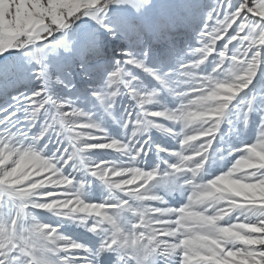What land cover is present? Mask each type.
I'll use <instances>...</instances> for the list:
<instances>
[{
	"label": "snow or ice",
	"instance_id": "6c2138e0",
	"mask_svg": "<svg viewBox=\"0 0 264 264\" xmlns=\"http://www.w3.org/2000/svg\"><path fill=\"white\" fill-rule=\"evenodd\" d=\"M0 264H264V0H0Z\"/></svg>",
	"mask_w": 264,
	"mask_h": 264
}]
</instances>
